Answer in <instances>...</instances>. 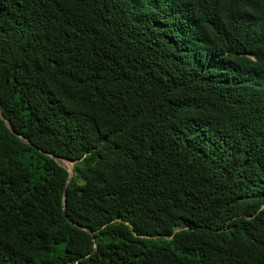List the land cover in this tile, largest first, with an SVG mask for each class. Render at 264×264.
I'll use <instances>...</instances> for the list:
<instances>
[{
    "label": "trees",
    "instance_id": "1",
    "mask_svg": "<svg viewBox=\"0 0 264 264\" xmlns=\"http://www.w3.org/2000/svg\"><path fill=\"white\" fill-rule=\"evenodd\" d=\"M0 109V264H264V0H0Z\"/></svg>",
    "mask_w": 264,
    "mask_h": 264
},
{
    "label": "water",
    "instance_id": "2",
    "mask_svg": "<svg viewBox=\"0 0 264 264\" xmlns=\"http://www.w3.org/2000/svg\"><path fill=\"white\" fill-rule=\"evenodd\" d=\"M0 116L4 119V121H5V123H6V125L8 126V128L9 129H11V127H10V124L8 123V121H6L5 120V118L3 117V115H2V112H1V109H0ZM12 130V129H11ZM53 157V156H52ZM55 158V160H56V162L59 164V165H61V166H63L67 171H68V179H67V182L69 181V179H70V177H71V175H72V172L69 170V168H67V166H65V165H63L61 162H60V159H64V160H66V161H69V160H67V159H65V158H61V157H54ZM63 207H64V201H63ZM87 230V229H86ZM89 231V230H88Z\"/></svg>",
    "mask_w": 264,
    "mask_h": 264
},
{
    "label": "bare ground",
    "instance_id": "3",
    "mask_svg": "<svg viewBox=\"0 0 264 264\" xmlns=\"http://www.w3.org/2000/svg\"><path fill=\"white\" fill-rule=\"evenodd\" d=\"M61 160L63 161L64 159ZM64 163L67 165V168H69V170L72 172V165L66 160H64Z\"/></svg>",
    "mask_w": 264,
    "mask_h": 264
},
{
    "label": "rangeland",
    "instance_id": "4",
    "mask_svg": "<svg viewBox=\"0 0 264 264\" xmlns=\"http://www.w3.org/2000/svg\"><path fill=\"white\" fill-rule=\"evenodd\" d=\"M60 162H61L63 165L67 166V165L64 163V160L62 161V160L60 159ZM68 162L73 166V162H70V161H68Z\"/></svg>",
    "mask_w": 264,
    "mask_h": 264
}]
</instances>
